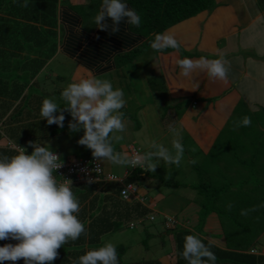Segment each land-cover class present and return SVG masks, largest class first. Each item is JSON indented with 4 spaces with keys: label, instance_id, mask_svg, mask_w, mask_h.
Wrapping results in <instances>:
<instances>
[{
    "label": "trees",
    "instance_id": "16d2710c",
    "mask_svg": "<svg viewBox=\"0 0 264 264\" xmlns=\"http://www.w3.org/2000/svg\"><path fill=\"white\" fill-rule=\"evenodd\" d=\"M101 2L102 0H88L72 9L77 16L85 19L96 13ZM126 2L141 16L139 27L131 25L129 27L142 42L120 54L119 63L130 62L143 49L152 47L156 38L170 26L199 12L211 10L216 5L215 0H126ZM56 9L57 0H29L27 7L24 6V0H0V143L10 141L15 145L18 144L26 148V153L31 149L30 141L40 144L44 139L64 133L65 121L72 118L67 111H64V127L59 128L55 124L49 126L39 115L40 105L48 96L47 93L44 98L43 89L49 84L46 83L47 81H40L37 75L49 66L48 61L56 53L58 39L56 40V32L52 29L56 23ZM3 14L11 15L13 20H5ZM15 18H19L21 22ZM29 21L39 22V27ZM56 70L54 74L59 77ZM48 77L50 79V76ZM58 104L63 111L64 101ZM162 104L163 125L169 127L181 115L182 105L179 103L173 108L168 103ZM240 106L241 112H238L233 121L237 120L240 125L244 117L255 118L257 112L248 115L250 112L246 107L241 104ZM125 110L121 109L126 118L135 121L134 128L137 129L139 123L136 110L133 111V115ZM259 120H262L263 125L264 115ZM250 128L252 131H249ZM225 129L228 133L227 138L230 139L225 142L228 151L233 153L234 161L221 163V166H212L209 160L219 159L209 156L210 152H207L203 154L204 158L200 163L195 160L196 163L192 164L189 161L193 159L188 160V164L197 173L195 182L186 183L176 179L175 175L160 179V183L166 187H189L195 191L198 200L196 198L193 200L198 207L199 230L203 228L206 217L211 213L224 220L220 228L224 231L222 234L226 249L219 248L204 239L203 237L209 235L208 233L183 228L179 226L180 224L175 225L171 229V234L176 264H187L180 253L183 250L184 238L189 234L198 236L210 248L217 257L216 264H264V255L228 250L234 243L249 248L256 243L264 231V206H261L264 205V125L259 129L257 121L247 127L237 124L232 126V123H227ZM236 137L241 139L243 137L245 140L243 152L250 154L246 158H240L239 151L234 148V146L240 147L241 144L235 140ZM247 144L250 149L246 148ZM0 154L12 155L14 151L5 145H0ZM222 155L220 154L219 158ZM81 157L90 159L91 154ZM141 173L148 172L146 168L137 166L128 173L127 180L142 186ZM120 189L121 185L116 181L72 185V191L80 203L78 218L85 225V233L79 239L69 241L58 249V256L52 264H76L81 255L103 245L101 240L104 235L119 231L125 224L148 215L150 210L138 199L130 202L123 200L120 197ZM237 198L240 202L236 201ZM252 212L255 213L253 218ZM6 243L15 244L17 241L0 240V246ZM115 245L119 264H161L158 259L146 258L124 262L122 257L127 246ZM147 249L145 246L144 250ZM4 264H13V262L5 261ZM15 264H24V261L20 259Z\"/></svg>",
    "mask_w": 264,
    "mask_h": 264
},
{
    "label": "crops",
    "instance_id": "0c3cea01",
    "mask_svg": "<svg viewBox=\"0 0 264 264\" xmlns=\"http://www.w3.org/2000/svg\"><path fill=\"white\" fill-rule=\"evenodd\" d=\"M87 1L57 0L56 23L52 29L56 32L58 44L56 53L47 65L53 64L58 56H62L73 61L76 67L80 68L81 72L74 76L76 80L94 75L116 84L114 87L123 89L127 110H130L133 105V111L138 112L136 116L139 127L135 129L133 124H129L131 121L126 118L128 132H125L126 136L122 133L121 137L124 142L128 141L124 146H117L115 151H122L130 155L132 150H137L139 154L143 155L150 150L152 142L158 143L168 134L169 127L174 126L182 131L183 146L185 135L194 144L197 152L206 154L229 120H226V117L230 118L233 115L232 111L236 105L245 104L253 110L251 112H258L259 107H264V0H215L216 5L213 9L199 12L170 26L161 33L160 37L173 36L179 42V49L165 48L162 51L152 49V55H155L148 60L146 57V61H143L141 67L143 71H137L135 75L129 68L136 64L137 59L119 63L118 56L140 45L141 39L123 21L119 26V31L116 32L111 29L97 28L93 19L101 6L93 16L85 19L77 16L72 7L75 8ZM4 16L5 20H13L11 15L5 14ZM15 20L21 22L19 18H15ZM29 22L39 27V22ZM70 48L72 49L69 50ZM142 51L137 57H140ZM221 55L229 64L227 83L209 80L201 72L193 75V81L197 82L199 87L192 90L191 88L194 86L192 82L180 77V70L176 66L178 59L184 57L197 59L201 56L211 59ZM145 68H148L150 72L145 71ZM119 69H121V75L117 74ZM114 75L121 76L124 85H122V81L114 83L112 80ZM151 80H155L153 81L154 85L164 89L166 103L173 108L179 103L182 105L181 115L169 127L163 125L162 110L156 106L158 102L155 104L153 100L146 101L145 91L148 89L150 93V88L149 84L146 89L143 86L144 83H147L146 81L149 83ZM251 82L255 88L252 91L249 90L252 88L249 84ZM143 99L144 101L141 102ZM141 120L144 125L140 124ZM142 127H145L148 135L141 134V140L136 142L132 133L143 130ZM186 151L185 153H187ZM189 158L191 157L187 155V160ZM102 162L106 171L119 177L125 175L127 167L123 168V175L120 176L115 173L120 165L112 164L107 160ZM157 170L156 167L151 172L146 168L148 173H141V182L144 185L138 187L137 196L138 201L150 210L149 215L153 214L155 217L158 214L161 215L160 222L164 224L162 229L172 244V250L163 261L155 257L145 258L158 259L161 264H176L172 234L166 230L169 228L165 225V217L176 219L177 223L181 224L180 227L195 230L193 226L199 223L198 207L195 206L196 211L192 215H184V212L189 210V204L194 198L181 192H175L177 189L184 190L187 187H166L160 184V179L159 183L155 182L157 180L155 171ZM158 186H161V189L165 188L162 190L163 193L155 191ZM181 214L184 216L179 218ZM203 229L205 230V226ZM222 232L221 230L220 242L214 241L209 235H205L203 238L219 248L226 249ZM262 236H264V232L249 248L241 246L240 243H234L228 250L264 255V244L260 243ZM141 258L144 257H139L134 261Z\"/></svg>",
    "mask_w": 264,
    "mask_h": 264
},
{
    "label": "clouds",
    "instance_id": "9594fccd",
    "mask_svg": "<svg viewBox=\"0 0 264 264\" xmlns=\"http://www.w3.org/2000/svg\"><path fill=\"white\" fill-rule=\"evenodd\" d=\"M28 2L29 0H24L25 7ZM122 21L134 27L141 25V16L128 6L126 0H102L100 10L93 19L97 28L111 29L113 32L119 31ZM151 46L156 51L165 48L178 50L180 47L179 42L171 35L157 37ZM176 66L180 70V77L192 82V90L199 87L193 81V75L201 72L209 80L228 82L229 64L222 55L211 59L205 56L197 59L184 57L176 61ZM60 98L65 104L63 111L54 99H43L39 108L41 119L49 126L55 124L63 128V112L67 111L72 117L68 124L69 130L77 132L83 129V135L77 143L91 150L90 159L100 164L101 171L94 175L98 177L97 180L72 183L64 178L61 182L54 173L63 167V161L82 157L61 158L48 143L34 144L30 141L29 145L33 150L29 154H26L25 147L18 144L10 141L0 143L14 151L12 155L0 154V240L17 241L15 244L0 246V264L5 261L15 264L20 259H23L24 264H52L58 256V249L85 233V225L78 218L80 203L72 191V185L116 181L121 185L120 197L123 200H139V186L127 180L129 172L137 166L153 172L161 160L178 167L184 160L185 148L181 134L174 126L169 127V131L176 137L171 149L154 141L150 150L143 155L137 150H132L130 155L114 150L112 141L122 138L115 134L127 129L125 113L121 111L126 100L123 89L114 87L109 80L99 79L94 75L80 78L66 86L60 93ZM241 125L250 126V117H244L238 126ZM104 160L127 166L125 175L119 177L106 171L102 162ZM189 162L196 163L195 160ZM126 188L134 191L123 198L121 192ZM154 217L153 214L148 216L150 220ZM142 219L133 221L140 223ZM133 221L128 223L130 229ZM177 224L176 219L165 217L167 228L172 229ZM180 255L187 264H216L217 261L210 248L198 236L191 234L185 236ZM76 264H119L116 245L107 242L99 248L91 249L81 255Z\"/></svg>",
    "mask_w": 264,
    "mask_h": 264
},
{
    "label": "rangeland",
    "instance_id": "374dc122",
    "mask_svg": "<svg viewBox=\"0 0 264 264\" xmlns=\"http://www.w3.org/2000/svg\"><path fill=\"white\" fill-rule=\"evenodd\" d=\"M152 49L153 48L146 47L144 49L145 52L142 51V53L140 54V57L136 56V59H137L136 64L135 65L133 64V66L131 68H129L133 71L134 75L137 74V71L138 72L143 71V69H141V67L143 66V61L144 62L146 61V57L148 60L149 58H151L155 55V54L152 55V52H153ZM53 67L55 69H57L56 71H58L59 77H56V75L54 74L55 69ZM148 68H145V71H147L149 73L150 71L148 70ZM118 71L120 74L118 72H117V74L121 75L122 74L120 72L121 69H119ZM80 72H81L80 68L76 67V64L73 61H70L68 58H63L62 56H58L57 59L53 62V64L47 66L45 70L43 69V71L37 75V78H39L40 81L41 80L47 81L46 83L49 84V85L45 86V89H43L44 98H45V95L48 93V96L46 95L47 99H54L57 103L62 102L63 100L60 98V93L62 92V90L66 86H68L70 83L76 81V78H74V76L76 73H80ZM48 76H50V79ZM106 77H108V76H106ZM97 78L100 79V77H97ZM112 80L114 83H118L119 81L121 83V81H122L121 76H116V75H114L112 77ZM153 81H155V80H151V82H149V83H148V81H146L147 82L146 84L144 83V86H143L144 89L147 88L148 84H149V88H150V93L148 92V89L145 91V94L147 95V97H145V98L147 99L146 101L153 100V102L155 104H156V102H158V105H156V106L162 110L161 104L163 102L166 103V99H167L165 96V91L161 86L157 87L156 85H154ZM249 84L252 87L249 90H251V91H252V89L255 90V88H253L252 82ZM115 85L116 84H113V86H115ZM122 85H124L123 81H122ZM139 90H141V89H139ZM144 99L141 100V102L144 101ZM243 106L246 107V110L248 112L253 111L249 107H247L245 104H243ZM133 107L134 106L131 105L130 110H127V106H124V108L122 110L126 109L128 113L133 115V113H134ZM240 107L241 106L239 104L236 105V107L232 111L233 115L231 116V118L226 117V120L229 119V121H227L228 124L232 123V126H234L236 124L239 125L237 120H235V121H233V120L236 118L238 112H241ZM135 109H138V108H135ZM136 113H138V112L136 111ZM186 113H188V111H186ZM255 113H249L248 115H250V114L253 115ZM263 115H264V109H261V107H259L258 112L255 115V118L254 119L251 118V124L254 123V121H257L258 128L262 129L263 125H264V121H263V125H262V120H259V119H261L263 117ZM128 120L131 121V122H129V124H131V125L135 124L134 120H132V119H128ZM70 121H72V118H69L68 120L65 121L66 130L64 131V133H62L58 136L52 137V138L44 139L40 142V144L48 143L51 146L52 150L54 152L58 153L61 158H65L68 156L81 157L83 155L91 153L90 149L86 148L85 146H81L77 143V140L79 139V137L83 135V129H81L80 131H77V132H71L68 128V124ZM140 124L144 125L142 120H141ZM225 127H226V125H225ZM225 127L223 129V132H221L219 134L216 141L214 142V144H212V146L209 149L210 154H208V155L214 156L215 159H217V158L219 159V160H214V159L209 160V161H211L209 164H211L212 166H214V165L219 166L221 163L227 164L228 162L234 161V159L232 158L233 153H230V151H228V147H227V144L225 142L226 140L227 141L230 140L229 138H227L228 133H227ZM252 128H250L249 131ZM142 129L143 130L132 133L133 139H136L135 140L136 142L138 140H141V134H144L145 136L148 135V132L146 131L145 127H142ZM177 130L181 134L182 131L179 130L178 128H177ZM125 132H128V130ZM125 132H123L124 136H126ZM244 134L246 135V132H244ZM115 135H118L121 137L122 133H116ZM174 139H176V137L169 131L168 134L164 138H162V139H160V141H158V143L163 144L165 147L171 149L172 141ZM235 140L237 142L239 141L241 143L239 145L240 147L234 146V148L236 147L235 150L239 151V153H240L239 157L240 158L241 157L246 158V156L250 155L247 153L245 154L243 152V148H245V146H243L244 142H245V140H243V137H242V139L240 137L239 138L236 137ZM126 141H128V140H125V142H124L123 138H121L120 140H113L112 146L114 149L118 148L117 146H119V145L124 146ZM143 144H145V143H143ZM184 148H185V151L187 150L186 151L187 153H185L184 160L181 162L180 166L177 167L175 165H169L168 163L164 162L163 160L158 162L159 163V165L157 166L158 170L155 171L157 174V180H155V182L159 183L160 182L159 179L163 180L166 178H170L171 176L173 177V175H175L176 179L182 180V181L189 183V184H191L197 180V173H196L195 169L188 164L187 155H189L193 160H196L199 163L202 160V158H204L203 157L204 155L201 154L200 152H197L194 144L191 143L190 139L185 137V135H184ZM246 148L250 149L248 144H247ZM32 150L33 149L31 148L30 150H28V152L26 154L31 153ZM121 153H123V152L121 151ZM220 154H223L221 156V158H219ZM125 167H127V166H121L120 165V168L115 173L122 176L123 175L122 171H123V168H125ZM172 167H174V169H172ZM174 171H175V173H174ZM143 185H144V183H143ZM146 185H147V183H146ZM161 188H162L161 186H158V188H156L155 191L156 192L161 191V193H163L162 190H164L165 188L164 189H161ZM175 192H181V193H184V195H186V196H190V197L197 199L195 191L189 187L184 188V190L177 189ZM198 198H199V196H198ZM236 201L240 202V199L237 198ZM195 206H197V205L192 200L189 204V210L187 209V211L184 212V215L190 216V215H192V213H195V211H196ZM184 215L183 214L179 215V218H182V216H184ZM254 215H255V213L252 212L251 213L252 218L254 217ZM148 216L143 217L142 222H140V223L133 221L132 222L133 227L131 229L128 227V224H125L121 230L116 231L114 233L104 235L102 237V240H101L102 244L107 243V242H112L114 244H123V245L127 246L125 254L122 257L124 262H132V261L138 259L139 257H144V258L145 257H147V258L148 257H150V258L155 257V258H158L159 260L163 261V259L169 253H171L170 251L172 250V246H171L172 244L170 243L167 234H164V231L162 229V228H164V224H162L160 222V218H161L160 216L161 215L158 214L156 217H154L155 220L154 219L150 220L148 218ZM222 221L224 222V220L222 218L219 219V217L217 215H215L214 213H211L206 217V221H205V225H204L205 230L203 228L201 230H199L197 228L198 226L196 225V226H193L195 228L194 231L197 232V230H199L201 232L208 233L209 237L214 239V241L220 242L221 230H220L219 225H221ZM166 230H169L167 232H171V229H166ZM263 232H262V234H263ZM143 239H145V240L143 241ZM260 243L264 244V236H262V238L260 239ZM145 246L148 248L147 251L144 250Z\"/></svg>",
    "mask_w": 264,
    "mask_h": 264
},
{
    "label": "built area",
    "instance_id": "2783aa9c",
    "mask_svg": "<svg viewBox=\"0 0 264 264\" xmlns=\"http://www.w3.org/2000/svg\"><path fill=\"white\" fill-rule=\"evenodd\" d=\"M100 171V164L96 160L81 158L63 161V167L58 169L54 175L58 181L62 182L65 178L75 183L82 180H97L98 177H94V175ZM131 191H134V189L126 188L122 190V197L126 198ZM170 222H173V220H170ZM132 226L133 224H130V227Z\"/></svg>",
    "mask_w": 264,
    "mask_h": 264
}]
</instances>
